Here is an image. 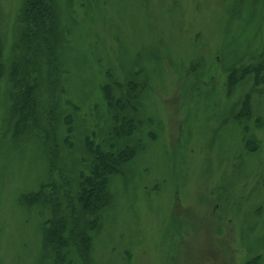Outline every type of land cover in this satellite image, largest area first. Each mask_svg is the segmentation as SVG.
Instances as JSON below:
<instances>
[{
	"label": "rangeland",
	"instance_id": "obj_1",
	"mask_svg": "<svg viewBox=\"0 0 264 264\" xmlns=\"http://www.w3.org/2000/svg\"><path fill=\"white\" fill-rule=\"evenodd\" d=\"M53 1L59 87L40 56L35 116L16 129L9 76L30 60L25 0H0V264H42L51 211L31 204L49 178L45 134L54 128L58 166L77 178L87 140L111 146L104 90L117 98L128 82L143 88L138 153L109 180L90 263L264 264V72L230 77L264 66V0Z\"/></svg>",
	"mask_w": 264,
	"mask_h": 264
},
{
	"label": "trees",
	"instance_id": "obj_2",
	"mask_svg": "<svg viewBox=\"0 0 264 264\" xmlns=\"http://www.w3.org/2000/svg\"><path fill=\"white\" fill-rule=\"evenodd\" d=\"M24 5L22 45L25 46L24 50L27 48L30 60L24 58L16 64L9 76L13 91L11 120L14 121L16 129L30 125L35 116V94L41 84L38 63L40 56L46 59L52 72L51 78L48 79L49 91L53 94L59 87L56 52L59 22L54 10V1L25 0ZM1 52L0 41V82L4 78ZM251 72L255 74L256 80L259 79L258 83L262 82L264 66L257 69L248 68L243 73L237 72L230 76L233 87L238 81V74H241L239 79L242 80ZM116 89L119 93L117 98L112 89L107 88L103 92L112 122L111 146L103 150L87 140L85 154L88 157V167L86 172H80L77 178L73 179L68 171L58 166L59 152L54 128L48 137L45 134L46 139L51 141L49 178L34 198V204L30 201L31 205L44 206L51 211V218L44 223L42 264H91L92 236L97 229L98 215L111 202L108 193L109 180L125 172L138 153L139 143H134L133 138L142 128L138 121L137 106L143 88L137 82H128L125 89L120 85H116ZM240 117L242 124L249 120V102H245V109ZM244 131L245 150L248 153L256 152L257 143L254 138L248 137L245 125ZM246 264H260V260L255 258Z\"/></svg>",
	"mask_w": 264,
	"mask_h": 264
}]
</instances>
